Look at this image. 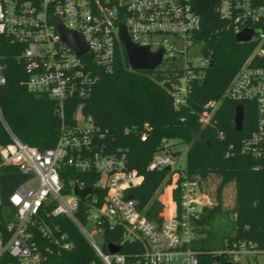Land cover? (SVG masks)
I'll list each match as a JSON object with an SVG mask.
<instances>
[{
	"label": "built area",
	"instance_id": "2783aa9c",
	"mask_svg": "<svg viewBox=\"0 0 264 264\" xmlns=\"http://www.w3.org/2000/svg\"><path fill=\"white\" fill-rule=\"evenodd\" d=\"M213 4L234 35L251 31L250 39L242 42L251 45V52L223 97L246 102L247 110L253 109L254 129L238 148L242 154L264 160V0H213ZM121 24L132 42L152 51L163 49L157 68L171 75L167 81L173 106H185L192 84L203 78L210 60L195 58L197 53L203 54L198 38L200 0H0V35L21 45L17 60L22 62L25 76L20 83L28 91L48 94L61 117L55 144L40 150L21 141L0 111L10 137L0 145V167L14 166L25 177L9 196L14 218L0 223V257L8 254L21 264H47L49 257L69 250L68 233L55 220L60 216L77 227L101 264H199L198 252L192 247L197 238L194 223L208 200L199 181L189 177L184 166L174 167V147L166 143L169 148L157 151L147 164L148 171L170 166L173 172L165 188L168 203L158 219H149L129 194L144 177L128 168L126 152L106 149L92 118L81 112V104L75 105L74 124L63 119L64 103L88 97L99 71L112 70L118 48L123 47ZM59 25L81 35L86 51L77 54L64 42ZM4 83L0 65V84ZM220 102L212 99L204 105L199 117L203 125ZM76 111L84 116L83 123L76 120ZM145 139L142 133L140 140ZM65 166L93 177L91 184L74 179L67 190L61 178ZM75 186L94 191L79 197ZM80 200L86 206L84 222L76 215ZM106 230L119 240L106 242L103 250L97 238L101 234L104 240ZM109 243L120 250L109 252ZM123 244L129 246L125 253ZM223 253L234 264H249V258L256 262L258 255L264 256V251L244 240Z\"/></svg>",
	"mask_w": 264,
	"mask_h": 264
},
{
	"label": "trees",
	"instance_id": "16d2710c",
	"mask_svg": "<svg viewBox=\"0 0 264 264\" xmlns=\"http://www.w3.org/2000/svg\"><path fill=\"white\" fill-rule=\"evenodd\" d=\"M202 27L198 34L202 41V53L213 62L207 67L203 78L192 84L187 104L179 109L173 106L167 79L171 75L159 68L153 71H135L128 66L123 47L118 48L110 72L99 71L92 93L75 101H66L63 119L74 124L75 105L81 104V112L90 116L102 134L99 141L109 151H125L127 166L143 175L140 186L129 190L138 200L139 208L149 219L158 215L168 203L166 187L171 182V170H146L153 155L170 140L187 145L186 173L196 178L201 188L210 176L219 178L214 191L213 205H205L195 221L197 234L192 247L198 252L199 264H226L228 256L223 253L238 240L254 244L264 251V160L255 159L239 151V144L254 129L253 109L244 107L243 129L234 125L235 107L239 102L223 97L231 79L251 52L249 43L237 42L228 23L215 11L213 0H200ZM21 45L10 42L0 35V65L5 83L0 84L1 115L12 132L23 142L40 150L52 147L58 137L61 117L57 104L44 92H31L20 81L24 78L22 62L17 60ZM162 81V82H161ZM212 99H221L210 121H199L204 105ZM147 124L148 128H145ZM146 134L144 141L140 135ZM222 133V136H220ZM10 141L0 119V145ZM232 146V147H231ZM178 151L173 152L176 156ZM61 174L67 190L74 179L91 184L93 177L76 172L65 166ZM25 177L14 166L0 167V223L14 218L9 204L10 194ZM204 181V182H203ZM204 183V184H203ZM234 184L233 205L225 208L222 190ZM160 190V192L158 191ZM177 201V194H173ZM86 206L80 200L76 215L85 221ZM55 220L68 233L72 242L69 250L53 255L47 264H101L93 249L68 219L57 216ZM108 230L102 243L118 241ZM129 246L123 244L122 252ZM0 264H21L8 254L0 257Z\"/></svg>",
	"mask_w": 264,
	"mask_h": 264
},
{
	"label": "water",
	"instance_id": "95a60500",
	"mask_svg": "<svg viewBox=\"0 0 264 264\" xmlns=\"http://www.w3.org/2000/svg\"><path fill=\"white\" fill-rule=\"evenodd\" d=\"M58 30L61 33L62 39L69 46L75 49L77 54H82L86 51L87 47L84 43V39L81 35L76 32H72L66 30L63 26L59 25ZM251 31L244 30L235 35V39L237 42H245L250 39ZM120 40L123 44L127 60L128 66L131 70L135 71H153L155 70L162 62V54L163 49H159L157 51H152L147 45H140L132 42L124 28V26L120 25ZM213 65L212 60H209V67ZM243 120H244V112L243 106L238 104L235 107V116H234V125L237 131H241L243 129ZM165 170H169L170 166H166ZM92 190L89 187L79 189L77 186L74 187V192L79 197H84L86 194L91 193ZM108 251L111 253H115L120 250V246L115 244H107ZM219 256H215V262H219ZM226 264H234L232 262H227Z\"/></svg>",
	"mask_w": 264,
	"mask_h": 264
},
{
	"label": "rangeland",
	"instance_id": "374dc122",
	"mask_svg": "<svg viewBox=\"0 0 264 264\" xmlns=\"http://www.w3.org/2000/svg\"><path fill=\"white\" fill-rule=\"evenodd\" d=\"M200 54L201 53H197L195 55V58L197 59V57H199V56L206 58V56L204 54H201V55ZM173 66L176 67L177 65L172 64V67ZM75 118L79 123L84 122V116L82 115V113L80 111H76ZM168 143L171 145V147H174L175 151H178V153L176 154L177 160H176V163L174 164V167H177L179 165L184 166L185 165V156H186L187 145L185 143H178L176 140H170ZM218 181H219V178L214 176V175L210 176L205 181L206 184L203 186L202 190L206 194L205 198L208 200L207 205H213L215 203L213 195H214L216 185L218 184ZM233 197H234V184L229 183L222 190V202H223V206L225 208H230L233 205ZM97 239H98L100 244L103 243V236L101 234L98 235ZM247 261L249 264H264V256L258 255L256 262L254 260H252L251 258H249ZM214 264H218V263H214Z\"/></svg>",
	"mask_w": 264,
	"mask_h": 264
}]
</instances>
